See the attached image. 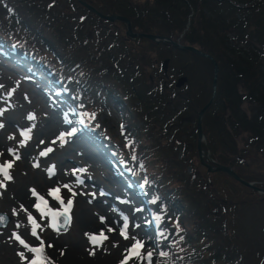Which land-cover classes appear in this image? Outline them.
Returning <instances> with one entry per match:
<instances>
[{"label":"trees","instance_id":"1","mask_svg":"<svg viewBox=\"0 0 264 264\" xmlns=\"http://www.w3.org/2000/svg\"><path fill=\"white\" fill-rule=\"evenodd\" d=\"M63 1L57 10L55 2L0 0V66H7L4 60L18 66L7 53L11 46L24 49L32 59L19 58L27 62L21 71L56 78L55 99L71 96L90 113L116 114L120 152L134 164L132 178L148 187L174 231L163 250L168 255L156 248L152 264H264V242L242 236L244 212L264 207V196L225 174L207 173L197 159L195 126L211 98L210 62L167 43L129 39L121 23L100 21L74 0ZM80 1L103 16L127 19L133 33L172 42L191 15L180 44L208 55L217 67L214 97L200 121L202 152L264 191V0ZM163 60L177 78H186L182 92L173 77L165 80L154 68ZM142 66L157 88L148 85ZM80 121L74 132H84ZM251 152L254 158L246 162ZM191 157L202 173L198 184ZM106 167L110 173L117 166ZM118 185L130 194L135 188L130 179Z\"/></svg>","mask_w":264,"mask_h":264},{"label":"rangeland","instance_id":"2","mask_svg":"<svg viewBox=\"0 0 264 264\" xmlns=\"http://www.w3.org/2000/svg\"><path fill=\"white\" fill-rule=\"evenodd\" d=\"M40 1L47 5L58 3L54 5L57 10L66 5L63 0ZM115 27L118 30L122 29L120 25ZM108 29L109 32L116 31L113 27ZM180 39H176L175 42L178 40L176 43L180 44ZM6 43L3 42L2 45ZM11 49L14 51L7 53L8 59L11 62L16 61L19 65L14 66L4 60L7 66H0V112L3 113L0 116V123L5 125L3 129H0V153H3L0 156V163L13 160L14 157L9 154V149L18 153L20 159L15 161L11 169L13 179L5 182V188H0V213L10 220L5 228L0 229V264H23L18 255L21 251L29 259L33 255L14 239H10L13 232L19 233L32 246H37L39 243L31 235V225L28 222L27 213L20 211L21 205L28 209V212H31L43 226L44 230L40 232L38 229V232L45 242V253L51 258L53 264H121L126 255V249L133 243L132 239L125 240L120 235V228L124 222L122 217L128 219V235L144 242L145 253H153L156 248L159 252L163 251L174 233L169 223L170 216L159 209L155 200V203L151 201L152 195L140 178L133 179L135 188L132 189V193L140 196V200H147L150 203L141 211L137 209V206L142 205V201L133 198L125 188L117 186L119 182L132 180L134 164L120 152L122 142L118 128L119 119L116 114L112 110L105 109L99 114L90 113L83 102L71 96L63 101L55 99L53 93L58 87L57 79L35 69H31L27 74L23 73L19 66L27 67V62L19 58L31 60L32 55L24 49L15 50L14 46H11ZM237 49L243 50L241 46ZM160 65L161 61H157L153 66L162 72ZM168 67L169 61L166 76L162 73V78L168 80L169 76L173 77L175 88L177 74L172 73ZM140 69L144 70L148 85L157 88L158 82L151 79L149 69L143 66ZM184 85L185 83L175 90L182 92ZM164 92L168 93L169 88H164ZM71 107L77 109L79 114L77 116L83 121V133L72 131V128L79 123V119L76 115H72ZM30 114L35 119L29 120ZM28 128L32 129L31 139L26 142V146L21 147L23 138L20 132ZM61 133L65 134L63 143L58 139ZM67 133L72 134L67 135ZM10 136L15 139H9ZM242 137L239 136L237 139L239 145L242 144L240 143ZM41 141L44 143L41 144ZM47 147L54 150L47 156H40V152ZM251 158H254L253 152L244 157L246 162ZM116 160L120 161L118 169L107 173L106 166L116 164ZM191 161L190 174L195 176L194 182L198 184V178L202 177V173L196 165V159L191 157ZM34 164H39V167H34ZM52 166H54L55 175L49 178L47 170ZM96 168H99L102 174L96 172ZM75 169L86 171L73 175ZM77 178L83 183L78 185ZM0 180H3L2 176ZM64 184H70L77 195L74 197L70 211L69 226L63 232L53 233L48 230L49 217L41 219L39 212L32 207L36 201L30 189H35L45 197L51 209L60 211L61 205L48 196V190L61 186L60 194L66 203L70 193L62 187ZM138 191L141 195H138ZM13 210L19 212V215H13ZM148 214L154 219L158 216L163 219L160 221L155 219V223L151 224L147 222ZM100 217L106 218V222L101 223ZM242 217L243 239L264 242V207L248 209ZM17 224L21 227L17 228ZM109 227L115 231L108 232ZM101 230H104L108 239L101 246L93 248L85 234H98ZM161 231L164 232V237L159 235ZM48 244L54 247L48 248ZM90 251H95V255H90ZM61 252L64 254L61 255ZM129 264H152V258L150 262L145 258L135 259Z\"/></svg>","mask_w":264,"mask_h":264},{"label":"snow or ice","instance_id":"3","mask_svg":"<svg viewBox=\"0 0 264 264\" xmlns=\"http://www.w3.org/2000/svg\"><path fill=\"white\" fill-rule=\"evenodd\" d=\"M3 113L0 112V116H2ZM29 120L35 119L33 115L28 116ZM5 125L3 123H0V129H3ZM31 128L22 130L20 132L21 137L23 138L21 140L20 146H26V142L31 139ZM72 133H67V135H71ZM64 133H61L60 137L58 139L60 140L61 143L64 142ZM9 139H15V137L10 136ZM41 144L44 143V141L40 142ZM52 143H56V141H52ZM54 149L51 147H47L44 150L40 152V156H47L49 153H51ZM9 154L12 155L14 158L13 160L5 161L3 163H0V176L3 177V180H0V188H5L6 181H11L13 179L11 175V169L14 166L15 161L20 159V156L18 153L14 152V150L9 149ZM3 153H0V156H2ZM34 167H39V164H34ZM49 173V178H51L53 175H55V170L54 166L49 168L48 170ZM86 171L85 169H75L73 170V175H76L77 172H84ZM76 183L82 184L83 181L77 178ZM64 189H67V191L70 193L69 198L67 199V202L65 203L64 198L61 196V186H57L55 188H50L48 190V196H50L53 200L57 201L61 205L60 211H54L48 206V201L45 199V197L41 196L35 189H30V192L33 197H35V203L32 205L33 208L36 209L37 212H39L41 219L45 217H50V221L48 224V227L52 228L53 231H56L57 233L60 231V218H63V223L64 225L70 224L71 217H70V211L73 207V202H74V197L77 195L75 191H73V188L70 184H64L62 185ZM83 194V193H81ZM103 194V193H101ZM93 197H95V194H92ZM155 203V201H153ZM20 211H23L27 213V219L29 224L31 225V235L39 241L37 246H32L28 244L19 233L13 232L12 236L10 239H14L22 248L26 249L29 253H32L31 259L29 257L25 256L24 252L21 251L18 253V255L21 258V261L23 264H53V261L51 260L50 257H48L45 253V242L41 238L38 229L40 232H42L43 226L37 221V219L31 214V212H28V209L24 208L23 205L20 207ZM13 215H19V212L16 210H13ZM123 219V224L120 228V235L123 237L125 240L132 239L133 243L131 246L126 249V255L124 256V259L121 261V264H129L131 260L134 259H147L149 262L151 261L152 257V252H144L145 244L143 241L136 239L135 237H130L128 235L127 229L129 227L128 219L127 217H122ZM157 221H160L163 219V217H156L155 218ZM101 223L106 222V218L100 217ZM4 223V217L0 216V224ZM138 226V225H137ZM179 227L178 223L176 225ZM17 228L21 227L20 224L16 225ZM108 232H113L115 229L109 227L107 229ZM88 237L89 242L93 245V248L99 247L103 244L104 241L108 239V236L105 235L104 230H101L98 234L95 233H86L85 234ZM161 237H164V232L161 231L159 233ZM166 238V237H165ZM182 239V237H181ZM115 246V245H114ZM48 248L54 247L52 244L47 245ZM64 253L61 252V255ZM90 255H95V251H90ZM160 256H167V252L161 251Z\"/></svg>","mask_w":264,"mask_h":264},{"label":"water","instance_id":"4","mask_svg":"<svg viewBox=\"0 0 264 264\" xmlns=\"http://www.w3.org/2000/svg\"><path fill=\"white\" fill-rule=\"evenodd\" d=\"M74 1L77 2L82 8L87 10L89 13H91L92 15H94L95 17H97L101 21L108 22V23L119 22V23L123 24L125 26V36H127L129 39L141 38V39H145V40H148V41L154 42V43H157V42L167 43L169 46H171L175 50L187 51V52L193 54L194 56H197V57L202 58V59H206L210 62L211 67H212L211 98H210L209 102L205 106H203L200 109V111L198 112L197 120H196V126H195L196 127L195 128L196 152H197L198 162H199L200 166L205 168L207 173L218 172V173L225 174L226 176H228L229 178H231L232 180H234L238 184H240L246 188L252 189L257 194H261L264 196L263 190L254 188L251 184L242 181L229 168L224 167V166H219V165H216V164L209 162L208 158L203 155L202 148H201V142L203 139H202V133H201V128H200V121H201L202 115L204 114L205 110L207 109V107L211 103V100L214 97L215 85H216V74H217V67H216L215 62L206 54H203V53H201V52H199V51H197L191 47L183 46V45L176 43L178 40L176 42H172V41H169V40H166L163 38H159V37H155V36H151V35L133 33L131 31L130 24H129L127 19L120 17V16H103L100 13H98L97 11H95L92 7L87 5L86 3H84L80 0H74ZM188 22H189V20L187 19L184 31L187 28ZM184 31L181 33V35L184 33ZM181 35L179 36V38H181ZM167 64H168V60H163L161 62V65H160V69H161L164 76H166ZM185 82H186V78H184V77L178 78L175 82V88L181 87ZM0 216L4 217V223L0 224V229H3L8 224L9 218L7 216H5L4 214H1V213H0ZM60 223H61V226H60L59 232H63L67 229L69 224L64 225L63 218H60ZM49 230L53 233L56 232V231H53L52 228H50V227H49Z\"/></svg>","mask_w":264,"mask_h":264},{"label":"bare ground","instance_id":"5","mask_svg":"<svg viewBox=\"0 0 264 264\" xmlns=\"http://www.w3.org/2000/svg\"><path fill=\"white\" fill-rule=\"evenodd\" d=\"M81 125V121L79 120V123L78 124H76L73 128H76V127H78V126H80ZM54 126V125H53ZM19 192V191H18ZM20 192H22V191H20ZM110 205H112V203H110ZM113 206V205H112Z\"/></svg>","mask_w":264,"mask_h":264}]
</instances>
